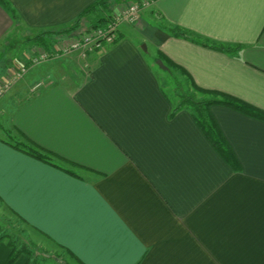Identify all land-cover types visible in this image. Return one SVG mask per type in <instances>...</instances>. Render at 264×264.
Masks as SVG:
<instances>
[{"label":"crops","instance_id":"obj_1","mask_svg":"<svg viewBox=\"0 0 264 264\" xmlns=\"http://www.w3.org/2000/svg\"><path fill=\"white\" fill-rule=\"evenodd\" d=\"M96 1L0 4V79L28 52L10 54L13 35L71 25ZM51 60L27 63L0 96L4 208L82 264H264V121L209 106L235 169L190 109L170 116L180 96L167 95L154 66L176 73L196 100L205 96L194 86L264 111V0H153L137 23L119 25L114 43L78 61L81 80L50 79ZM26 142L48 161L21 150ZM9 240L0 221V264H28L25 252L9 262Z\"/></svg>","mask_w":264,"mask_h":264},{"label":"rangeland","instance_id":"obj_2","mask_svg":"<svg viewBox=\"0 0 264 264\" xmlns=\"http://www.w3.org/2000/svg\"><path fill=\"white\" fill-rule=\"evenodd\" d=\"M101 16L102 13H98L97 15H95V17L91 18V22L94 20L96 22ZM79 31L81 32L83 30L79 29ZM83 32L79 33L78 35L82 34ZM38 36L39 33L32 36L29 34L27 35L26 32L25 33L17 32L15 35L11 37L9 41L10 43L13 44L10 54L12 56H17L19 52L28 49V52L26 51L27 53L24 54V57H29L32 54V51L36 52L41 49H46V47H44L42 44H40V42L37 41ZM75 36H77V34L70 33V35L68 34V36H65L63 38L60 37L56 39L61 41L62 39H69ZM52 47L53 45H51L49 48ZM72 55H75V58L72 57V59H74L73 61L66 60L68 58L70 59L71 56L70 57L57 56V58L53 59V61L51 60L52 62H49L47 64L49 65L48 77H51L50 79L55 78L53 80L57 82L59 76L58 74L65 73V75L70 79L73 80L75 79L78 81L81 80L82 77L84 76V73H82L78 69L79 67L78 61H80L83 56L78 52H74L72 53ZM2 57L3 55L1 54L0 58ZM24 57L23 59H18L16 62H18L19 64L22 63V61L24 62V60L27 59ZM16 62L14 63L12 69L7 72L9 77L6 78L3 77V79H0V90H1L0 96H2L7 90L10 89L12 81L14 82L15 80L22 77L21 76L17 78L16 76V71L19 68L18 63ZM0 63H1V59H0ZM154 66L157 69V71H160V73H162L161 75L162 85L165 92L170 98H175L176 96H180V97L184 96V98L190 97L191 99L195 100L194 98L195 93H186L187 86L182 84L180 81H178V77L176 73L171 74L165 71H161L159 70V67L156 64H154ZM56 74L58 75L57 77ZM8 82L9 85L5 88L4 85L5 83ZM178 100L179 99H176L175 102L177 103ZM0 221L2 222V228L4 230V233L6 234L7 238L10 239L9 241L13 243L14 247L21 250L23 249V251L26 254L30 255L31 259H33L35 262H46L47 264H78L76 260L72 256H70L62 247L56 245L47 238L38 234L35 230H33L22 220L16 217L13 213H11L6 208H4L1 204H0Z\"/></svg>","mask_w":264,"mask_h":264},{"label":"trees","instance_id":"obj_3","mask_svg":"<svg viewBox=\"0 0 264 264\" xmlns=\"http://www.w3.org/2000/svg\"><path fill=\"white\" fill-rule=\"evenodd\" d=\"M0 4L8 7L7 0H0ZM114 9V3L113 0H97L95 3H93L90 7H88L79 17L75 19V21L66 27L62 28H56V29H50L39 33V36L37 38V41L40 42L44 47H46V50H49L51 45H54V43L57 41L56 38L59 36H64L70 33L79 34L83 31H79V27L82 23V18L85 16H91V15H97L98 13H102V16L93 23L89 28L85 29L84 32L89 31L90 29L104 24L112 15ZM172 34H175L176 36H183L186 37L187 33L180 29H172ZM201 44L205 46H210L208 42H201ZM211 47L217 50L229 52L231 49L228 46L224 45H217V44H211ZM194 89L204 95L205 97L201 100H194L190 97L181 96L178 100V102L173 106L170 116H174L176 112L184 107L190 109L191 114L196 121V123L199 125V127L202 129L204 134L208 137V139L211 141L213 146L219 151V153L225 158V160L235 169H238V162L231 151L229 145L227 144L226 140L223 138L221 132L219 131L217 124L215 123L214 119L209 115V106L212 104H220L224 105L230 108H233L235 110L241 111L243 113H246L250 116H253L255 118H258L260 120L264 121V111L260 110L258 108H255L248 103L239 100L229 94L222 93L219 91H213V90H205L202 88H198L194 86ZM21 150L27 152L28 154L46 161L47 158H49V153L35 145L34 143L26 142L25 145L20 146ZM48 161V160H47ZM67 170V169H66ZM70 173H73L70 170H67ZM74 174V173H73ZM2 238V235H1ZM9 245L11 246L12 255L9 258V262L12 261L19 253L24 252L23 249L15 248L12 242H9ZM70 256L73 257V255L70 253V251H67L64 249ZM29 256V263L28 264H34L35 261L31 259ZM74 258V257H73ZM75 259V258H74ZM78 264H82L79 260L75 259Z\"/></svg>","mask_w":264,"mask_h":264},{"label":"built area","instance_id":"obj_4","mask_svg":"<svg viewBox=\"0 0 264 264\" xmlns=\"http://www.w3.org/2000/svg\"><path fill=\"white\" fill-rule=\"evenodd\" d=\"M153 0H125L120 3L118 10L113 11L111 17L102 25L96 26L89 31L69 39L57 40L49 50L41 49L32 51L24 62L18 63L19 68L16 71L17 78L23 76L27 70V63L32 65L49 61L61 54L78 52L85 56L87 52L100 49L105 44H112L116 39L118 27L122 22L134 24L140 20V14L143 8L150 5ZM9 85L5 83L6 88ZM1 93V90H0Z\"/></svg>","mask_w":264,"mask_h":264},{"label":"water","instance_id":"obj_5","mask_svg":"<svg viewBox=\"0 0 264 264\" xmlns=\"http://www.w3.org/2000/svg\"><path fill=\"white\" fill-rule=\"evenodd\" d=\"M156 63L159 65V67H161L162 69H167V67L162 63V61L160 59H158L156 61Z\"/></svg>","mask_w":264,"mask_h":264},{"label":"snow or ice","instance_id":"obj_6","mask_svg":"<svg viewBox=\"0 0 264 264\" xmlns=\"http://www.w3.org/2000/svg\"><path fill=\"white\" fill-rule=\"evenodd\" d=\"M127 264H134V260H129Z\"/></svg>","mask_w":264,"mask_h":264}]
</instances>
